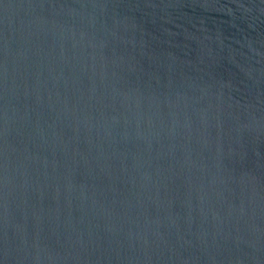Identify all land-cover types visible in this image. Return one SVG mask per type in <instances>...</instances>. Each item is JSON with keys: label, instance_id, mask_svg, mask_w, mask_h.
<instances>
[{"label": "water", "instance_id": "1", "mask_svg": "<svg viewBox=\"0 0 264 264\" xmlns=\"http://www.w3.org/2000/svg\"><path fill=\"white\" fill-rule=\"evenodd\" d=\"M0 264H264V0H0Z\"/></svg>", "mask_w": 264, "mask_h": 264}]
</instances>
